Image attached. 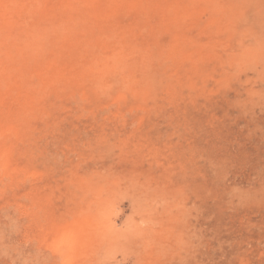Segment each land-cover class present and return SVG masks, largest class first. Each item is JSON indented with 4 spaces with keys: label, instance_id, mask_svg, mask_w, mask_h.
<instances>
[{
    "label": "rangeland",
    "instance_id": "374dc122",
    "mask_svg": "<svg viewBox=\"0 0 264 264\" xmlns=\"http://www.w3.org/2000/svg\"><path fill=\"white\" fill-rule=\"evenodd\" d=\"M0 264H264V0H0Z\"/></svg>",
    "mask_w": 264,
    "mask_h": 264
},
{
    "label": "bare ground",
    "instance_id": "6f19581e",
    "mask_svg": "<svg viewBox=\"0 0 264 264\" xmlns=\"http://www.w3.org/2000/svg\"><path fill=\"white\" fill-rule=\"evenodd\" d=\"M54 245H55V244H54ZM60 246L62 247V245H60ZM60 246H57V247H59V248H60ZM56 249L58 250V248H56ZM56 249H55V250H56ZM53 250H54V249H53ZM55 252H56V251H55ZM58 252H60V251H58ZM60 258H61V257H60ZM59 260H60V259H59Z\"/></svg>",
    "mask_w": 264,
    "mask_h": 264
}]
</instances>
